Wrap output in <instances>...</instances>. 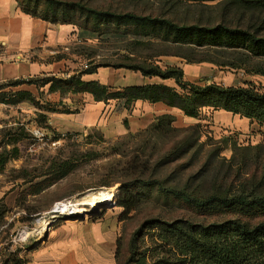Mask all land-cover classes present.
Listing matches in <instances>:
<instances>
[{
	"label": "rangeland",
	"instance_id": "1",
	"mask_svg": "<svg viewBox=\"0 0 264 264\" xmlns=\"http://www.w3.org/2000/svg\"><path fill=\"white\" fill-rule=\"evenodd\" d=\"M15 1L25 15H35L38 18L47 16L48 22L56 27L67 26L65 22L74 21L76 26H71H75L78 30V28L84 29L88 22V29L96 36L85 41L71 40L69 45L63 49L65 53L73 57L70 60L76 59L75 63L83 66L80 68L82 70H86L85 66L87 69L90 66H128L131 64L130 60L139 62L145 58L153 62H160V60L175 62L173 55L190 54L194 61L211 60L218 64L215 66L207 63L206 66H209L210 71L204 73V80L200 85L209 83V81L225 87L251 84L258 90L264 91V76L248 73L253 68L264 70V56L246 58L248 49H197L194 50V54H191L189 49L193 50L192 48H176L165 43L163 41L164 32L161 33L159 39L154 37L150 45L141 46L139 39L116 38L118 35L114 33L117 28H119L117 32L121 33L123 26L117 27L114 21L108 22L107 19L92 17V14L83 13L77 6L83 5L89 10L114 15L135 14L141 17L170 20L179 26H227L240 30L250 29V32H258L259 36H264V26L260 25L264 22V13L246 12L236 7L233 8L228 4V0L214 2L54 0L64 3V6L51 4L46 0ZM109 32L110 34L105 35ZM129 37L132 35L129 34ZM7 59L0 48V60ZM222 64H234L239 69L231 66L224 67ZM22 89L31 90L43 108L48 105L53 108L51 100L44 92L27 86ZM182 116L181 113L174 116L173 129L175 132L154 135L148 129L138 133L128 132L112 138L106 137L97 130L59 132L53 128L52 114L30 103L18 106L0 104V156L6 152L11 158L3 167H0V197L7 195V207L11 210L8 221L13 220L12 222L16 223L18 220H27L10 230V234H13L12 239H18L14 247L19 249L25 245L33 246L35 240L43 239L47 231L61 230L64 226L81 222L80 219L75 218L76 215H53L52 210L58 203L85 202V205L80 207L84 209L81 215L85 218L82 222H87L89 225L100 222L109 223V240H112L111 234L115 232L116 241L119 239L123 246V256H126L133 234L146 220L151 218L160 217L172 220L196 216L198 220L207 223L238 218V214L228 212L198 217L195 212L175 203L157 202L153 198L137 207L127 217H123L124 211L118 207L116 196L119 195V186L131 181V177L126 172L127 166L135 157H140L141 162L149 160L151 163L165 157L171 147L185 136L182 130L201 125L202 142L207 144L220 142L219 148L223 149L220 157L226 160L232 158L234 145L241 147L264 145V126H259L239 116L212 110H205L201 115V120L187 119ZM208 150L207 145L205 151ZM62 162H71L77 167L67 177L40 195L30 196L36 184L45 180L47 183L53 179V174L55 176L58 165ZM172 167L167 166L161 172L165 175L175 168ZM196 169L197 164L191 170ZM102 191H110L113 194V200L106 206L93 208L88 202L90 196ZM244 220L256 224L264 221V215L253 219L244 217ZM23 231L26 233L20 236ZM145 234L147 238H145L144 248H147L149 246L147 239L152 233L146 231ZM85 252L86 258H92L94 263L97 258L94 248L92 247L91 251L86 249Z\"/></svg>",
	"mask_w": 264,
	"mask_h": 264
},
{
	"label": "trees",
	"instance_id": "2",
	"mask_svg": "<svg viewBox=\"0 0 264 264\" xmlns=\"http://www.w3.org/2000/svg\"><path fill=\"white\" fill-rule=\"evenodd\" d=\"M46 1L51 4L65 5L54 0ZM186 1L214 2L217 0ZM228 1L233 8L246 12L264 13V0ZM77 7L83 13L92 14V17L107 19L108 22L114 21L117 27L123 26L122 34L117 32L119 28L114 33L118 35L116 38L139 39L141 46L150 45L154 37L159 39L164 32L165 43L176 48H192L193 50L189 49L191 54H194V50L197 49H248L246 58L264 56V36H259L258 32H250V29L240 30L227 26H179L170 20L141 17L135 14L114 15L89 10L83 5ZM29 16L48 22L47 16L42 18L35 15ZM75 23L74 21L65 22L67 25L76 26ZM260 25L264 26V22ZM85 26L84 29L78 28L79 40L85 41L96 36L88 29V22ZM108 34L110 32L105 35ZM129 34L132 37H129ZM144 40L148 42H142ZM173 56L189 64L218 65L211 60L194 61L190 54ZM130 61L131 64L128 66L118 65L112 68L140 72L144 77L149 78L173 80L176 87L151 85L117 90L98 83H84L81 80L82 76L93 74L100 68L90 66L63 79L33 78L0 85V104L18 106L30 103L45 109L46 112H55L57 110L49 105L43 108L28 91H8L10 88L21 85L44 87L50 84L51 93L59 92L61 96L90 94L97 102H123L126 110H131L137 102L142 101L149 104H163L179 110L187 118L196 120H201L205 110L224 111L264 126V91L258 90L251 84L226 87L215 83L193 84L185 81L183 71L177 67L163 69L159 61L153 62L149 58L139 62ZM222 65L239 69L234 64ZM248 73L264 76L262 68H253ZM174 121L173 116L164 115L157 118L146 130L149 129V132L154 135L175 132ZM201 131V125L182 130L185 136L160 160H154L152 163L149 160L141 162L140 157H135L126 169L131 181L119 186V195L116 196L117 205L123 209V217H127L137 207L152 198L157 202L175 203L195 212L198 217L222 212L238 214L239 217L210 223L200 221L196 216L172 220L151 218L133 234L126 256H123V246L120 240H117L115 255L117 264H264V221L252 224L244 220V217L253 219L264 215V145L255 147L234 145L232 158L226 160L220 157L223 151L219 148L220 142L209 144L202 142ZM206 144L209 146L208 151H205ZM10 159L4 152L0 156V167H3ZM196 164L197 169L192 171ZM167 166L175 168L163 175L161 171ZM76 167L71 162H62L58 165L55 176L53 174V179L47 183L45 180L36 184L30 196L40 195L67 177ZM10 215L11 210L0 202V228L6 226V218L8 224ZM25 222L27 220L21 221V223ZM7 226L0 235L2 232L6 233V239L10 241L13 237L10 230L15 227V223L12 222ZM146 231L152 234L147 239L149 246L144 248ZM11 247L12 245L7 243L8 251ZM1 262V264H25L26 261L20 258L19 249H16L13 253L7 252Z\"/></svg>",
	"mask_w": 264,
	"mask_h": 264
},
{
	"label": "crops",
	"instance_id": "3",
	"mask_svg": "<svg viewBox=\"0 0 264 264\" xmlns=\"http://www.w3.org/2000/svg\"><path fill=\"white\" fill-rule=\"evenodd\" d=\"M76 39H78V30L74 26H53L22 13L15 0H0V48L4 51V57L10 59L0 60V85L33 78L63 79L65 76L80 72L83 66L75 63L76 59L70 60L73 57L63 51L71 40L75 42ZM173 58L175 62L160 60V67L181 69L187 82L201 84L204 73L210 71L209 66H206L207 63L189 64L181 58ZM81 80L84 83H98L117 90L151 85L176 87L173 80L144 77L140 72L112 67H100L95 73L82 76ZM206 84L212 83L209 81ZM26 86L34 87L48 96L53 108L57 110L52 113L47 112L52 114L53 128L63 133L97 130L106 137L113 138L128 132L138 133L146 130L161 116L174 117L181 113L163 104H149L142 101L137 102L131 110H126L123 102H97L90 94L61 96L59 92L49 91L50 84L44 87L21 85L8 91L32 93L31 90L22 89ZM0 202L7 207V195H2ZM12 221L8 222L12 223ZM21 224V220H18L15 227ZM6 226L0 228V233ZM109 233V223L89 225L81 221L78 224L64 226L61 230L47 231L45 237L35 240L33 246H21L19 255L26 261L25 264H116L115 232L111 234V241ZM6 237V233L2 232L0 264L7 252L13 253L16 250L13 239L8 241ZM7 243L12 245L10 251L7 250ZM92 247L97 256L94 263L92 258L87 259L85 254L86 249L91 251Z\"/></svg>",
	"mask_w": 264,
	"mask_h": 264
},
{
	"label": "bare ground",
	"instance_id": "4",
	"mask_svg": "<svg viewBox=\"0 0 264 264\" xmlns=\"http://www.w3.org/2000/svg\"><path fill=\"white\" fill-rule=\"evenodd\" d=\"M112 200H113V194L110 191H102V192H99L95 195H91L90 200L88 202L93 208H95V207L98 208V207H103V206L110 204V202ZM84 205H85V202L84 203L80 202V203H76V204H72L70 202L69 203H61V204H58V206L54 209V211H55L56 215H58V216H65V215H69V216L70 215L71 216L76 215V216H78L84 212V209H82V208L80 209V207H82ZM54 217H56V216H54ZM42 224H43V222H42Z\"/></svg>",
	"mask_w": 264,
	"mask_h": 264
},
{
	"label": "built area",
	"instance_id": "5",
	"mask_svg": "<svg viewBox=\"0 0 264 264\" xmlns=\"http://www.w3.org/2000/svg\"><path fill=\"white\" fill-rule=\"evenodd\" d=\"M85 69H87V66H85ZM66 77H67V76H66ZM53 145H55V143H54ZM58 204H59V203H58ZM58 204H56L55 207H54L53 210H52V214H53V215L56 214L55 211H54V209L58 206ZM25 233H26L25 231L21 232L20 236H21L22 234H25ZM16 242H18V239L13 240V243H16Z\"/></svg>",
	"mask_w": 264,
	"mask_h": 264
},
{
	"label": "water",
	"instance_id": "6",
	"mask_svg": "<svg viewBox=\"0 0 264 264\" xmlns=\"http://www.w3.org/2000/svg\"><path fill=\"white\" fill-rule=\"evenodd\" d=\"M75 218H76V219H80V221H82V220H84L85 217H84L83 215H78V216H76ZM52 223H53V222H52Z\"/></svg>",
	"mask_w": 264,
	"mask_h": 264
}]
</instances>
